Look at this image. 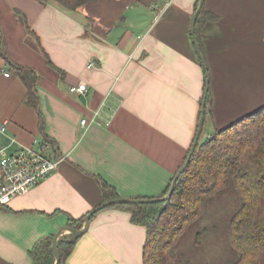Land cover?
<instances>
[{
  "label": "crops",
  "instance_id": "1",
  "mask_svg": "<svg viewBox=\"0 0 264 264\" xmlns=\"http://www.w3.org/2000/svg\"><path fill=\"white\" fill-rule=\"evenodd\" d=\"M197 1L100 0L65 12L36 0H0V49L40 77L45 133L65 158L30 193L0 207V264H32L36 243L102 204L101 180L121 199L163 194L192 145L205 95L190 32ZM205 7L219 17L202 31L212 98L205 131H215L264 105V0H205ZM7 20L38 42L40 56L23 43L14 47ZM41 51L59 74L46 104L33 61L46 60ZM80 84L88 87L85 96L70 92ZM26 94L0 55V123L8 122L0 147L9 137L26 148L44 140ZM83 119L90 124L82 126ZM145 239L130 213L105 209L66 264H143Z\"/></svg>",
  "mask_w": 264,
  "mask_h": 264
},
{
  "label": "trees",
  "instance_id": "2",
  "mask_svg": "<svg viewBox=\"0 0 264 264\" xmlns=\"http://www.w3.org/2000/svg\"><path fill=\"white\" fill-rule=\"evenodd\" d=\"M36 1L43 5L56 6L65 12H73L100 0ZM199 3L200 0L196 2L195 12L199 7ZM16 14L19 15L18 12ZM218 20L219 17L209 12L204 3L194 27V37L202 54V31L207 24L216 23ZM21 21L27 27V21L24 16H21ZM1 34L0 31V43ZM41 53L47 64L53 68L48 56L43 51ZM0 55L6 63L10 64L11 72L24 83L27 89V105L38 111L40 132L44 135V140L50 143L55 157L59 158L61 155L57 152L55 142L50 140L45 133L44 121L39 110L40 97L37 85L40 77L31 67L10 62L8 56L1 53V49ZM205 81L206 91V88L210 85V82H207V73ZM211 106L212 98L209 87L206 101V119L199 144L191 157L187 169L177 180L169 201L112 204L107 205L103 209L126 211L131 214V223L133 225L142 226L146 229L143 264H196L189 260H182L177 254V245L191 225L200 220L208 200L219 195L230 183L233 185L240 201L239 207L229 223L231 244L233 250L238 254V260L230 264H264V105L227 127L215 130L202 141L207 115L211 113ZM201 109L202 105L198 115V124L201 117ZM175 175L162 195L157 197H137L132 200L149 201L163 198L169 193ZM101 181L103 193L101 205L121 199L115 187L104 180ZM95 215L92 216L91 220ZM86 216L80 219L70 217L68 227L80 230L84 225ZM54 237L49 236L40 240L29 251L32 264H55ZM78 241L74 240L72 234L64 235L58 239L59 264L67 263ZM197 241L199 242V239Z\"/></svg>",
  "mask_w": 264,
  "mask_h": 264
},
{
  "label": "rangeland",
  "instance_id": "3",
  "mask_svg": "<svg viewBox=\"0 0 264 264\" xmlns=\"http://www.w3.org/2000/svg\"><path fill=\"white\" fill-rule=\"evenodd\" d=\"M5 22L8 27V32L12 33L11 43L16 49L20 42L21 44L23 43V46L27 50H32L40 56V48L34 38L27 34L25 35L22 31L16 32L12 28V23L9 20ZM1 53L5 55L3 50H1ZM33 61L41 68L43 80L39 90L46 104V89L54 79V76L58 78L59 74L56 70L50 69V67L45 65L46 60H41L43 64L38 57H33ZM213 132L209 129L205 131L202 141ZM239 204V197L231 183L219 195L209 199L200 220L191 225L180 239L177 245L178 256L182 260H189L196 264H230L236 262L238 260V254L233 250L231 244L229 223L237 211ZM200 233L202 234L199 236ZM198 239L199 242L197 241Z\"/></svg>",
  "mask_w": 264,
  "mask_h": 264
},
{
  "label": "built area",
  "instance_id": "4",
  "mask_svg": "<svg viewBox=\"0 0 264 264\" xmlns=\"http://www.w3.org/2000/svg\"><path fill=\"white\" fill-rule=\"evenodd\" d=\"M93 66L90 62L89 67ZM9 77L10 74L6 73ZM70 92L85 96L88 87L85 84L72 86ZM98 113L94 115V119ZM92 120V122L94 121ZM90 121L83 119L82 126H88ZM8 122L0 123V135L6 136ZM65 158L55 157L49 142L35 141L33 147L20 145L16 138L9 137L7 145L0 147V207L9 205L15 198L25 196L57 171Z\"/></svg>",
  "mask_w": 264,
  "mask_h": 264
},
{
  "label": "water",
  "instance_id": "5",
  "mask_svg": "<svg viewBox=\"0 0 264 264\" xmlns=\"http://www.w3.org/2000/svg\"><path fill=\"white\" fill-rule=\"evenodd\" d=\"M205 0H200L199 3V7L197 9V11L195 12L193 18H192V22L190 25V32H191V36L193 37V42L196 46V50H197V54L199 56V59L201 60L202 66L204 67V71L207 73V68H206V64L204 61V57L201 53L200 47L198 45V43L195 40L194 37V27H195V21L197 19V17L199 16L202 7L204 6ZM207 82L209 83V77L207 74ZM208 90H209V86L206 88L205 91V95H204V100L202 102V109H201V117H200V121L198 124V128H197V133L195 135L192 147L190 149L189 155L187 156L185 162L182 164V166L179 168V170L177 171L174 180L172 182L171 188L169 193L164 196L163 198H159V199H154V200H149V201H139V200H131V199H120L117 201H109L107 204H103L97 208H95L93 211H91L84 219V225L80 230L74 229V228H70V227H63L59 230V232L56 233L54 239H53V249L55 252V257H56V262L55 264H59L60 263V255L58 252V248H57V241L60 237L64 236L65 234H72L74 236V240H79L80 238H82L87 232L88 229L90 227V222H91V218L93 215H95L96 213L100 212L101 210H103L107 205H112V204H138V203H157V202H166L169 201L172 197V194L174 192V187L175 184L177 182V180L179 179V177L185 172V170L187 169L190 161H191V157L194 154L198 144H199V140L203 131V127L205 124V119H206V101H207V96H208ZM65 233V234H64Z\"/></svg>",
  "mask_w": 264,
  "mask_h": 264
}]
</instances>
